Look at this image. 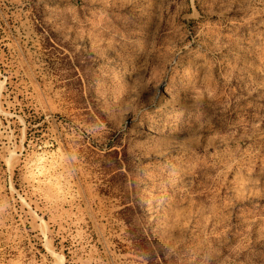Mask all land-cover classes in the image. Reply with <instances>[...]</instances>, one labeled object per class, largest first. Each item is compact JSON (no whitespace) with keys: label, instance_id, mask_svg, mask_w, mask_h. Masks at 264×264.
<instances>
[{"label":"rangeland","instance_id":"obj_1","mask_svg":"<svg viewBox=\"0 0 264 264\" xmlns=\"http://www.w3.org/2000/svg\"><path fill=\"white\" fill-rule=\"evenodd\" d=\"M0 264H264V0H0Z\"/></svg>","mask_w":264,"mask_h":264}]
</instances>
